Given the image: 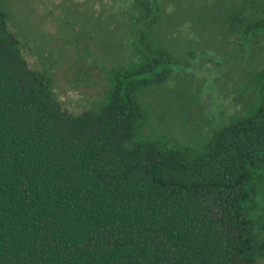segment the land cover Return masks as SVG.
I'll use <instances>...</instances> for the list:
<instances>
[{"label":"trees","instance_id":"1","mask_svg":"<svg viewBox=\"0 0 264 264\" xmlns=\"http://www.w3.org/2000/svg\"><path fill=\"white\" fill-rule=\"evenodd\" d=\"M154 54L113 77L100 111L73 115L0 7V264H263L250 209L264 185V93L188 159L136 139L138 93L172 73L171 54Z\"/></svg>","mask_w":264,"mask_h":264},{"label":"rangeland","instance_id":"2","mask_svg":"<svg viewBox=\"0 0 264 264\" xmlns=\"http://www.w3.org/2000/svg\"><path fill=\"white\" fill-rule=\"evenodd\" d=\"M29 66L62 110L100 111L113 77L166 50L172 73L143 88L139 136L188 159L264 93V0H0ZM135 139V140H136ZM264 241V185L251 202ZM262 263L264 264V248Z\"/></svg>","mask_w":264,"mask_h":264}]
</instances>
